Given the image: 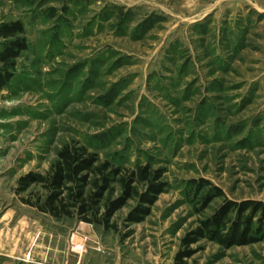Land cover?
<instances>
[{"label":"rangeland","instance_id":"1","mask_svg":"<svg viewBox=\"0 0 264 264\" xmlns=\"http://www.w3.org/2000/svg\"><path fill=\"white\" fill-rule=\"evenodd\" d=\"M12 21L27 48L0 91V189L17 195L21 175L45 174L71 143L121 170L101 203L139 167L161 169L164 187L147 215L129 219L133 196L108 228L19 206L37 185L3 199L33 235L0 224V252H24L0 264H264V237L192 235L227 201L264 203V0H0V24Z\"/></svg>","mask_w":264,"mask_h":264},{"label":"trees","instance_id":"2","mask_svg":"<svg viewBox=\"0 0 264 264\" xmlns=\"http://www.w3.org/2000/svg\"><path fill=\"white\" fill-rule=\"evenodd\" d=\"M23 25L20 21L0 24V91L5 88L12 76L15 60L27 48L23 35ZM98 156L91 153L85 146L77 143L65 144L56 154V159L45 174L30 171L21 175L16 182L15 193L20 195L33 185L43 191L41 195L29 192L20 201L37 211L47 214L55 219H73L110 227V219L128 199L136 196L139 200L137 209L130 213V220H139L147 215L157 195L163 190L164 184L157 182L162 176V170H151L149 166L137 168L135 171L121 177L122 194L113 200L101 203L104 194L109 188L111 177L121 175L120 169H112L107 162L98 163ZM93 181H91L92 177ZM139 182L146 189L139 193L133 184ZM91 185L90 193H85V188ZM217 196L221 191L216 189ZM246 211L253 214L242 217ZM230 212H234L233 219H229ZM136 213L140 214L137 215ZM254 214H259L258 221L254 223ZM230 226L227 228V220ZM254 227V229H253ZM228 230L226 235L222 230ZM197 237H208L224 246H241L252 244L258 238L264 237V203L260 201L245 200L242 202L227 201L208 220L192 233ZM195 238L185 237L183 243L189 244ZM187 256V252H181ZM180 256H177L179 258Z\"/></svg>","mask_w":264,"mask_h":264},{"label":"crops","instance_id":"3","mask_svg":"<svg viewBox=\"0 0 264 264\" xmlns=\"http://www.w3.org/2000/svg\"><path fill=\"white\" fill-rule=\"evenodd\" d=\"M1 186V184H0ZM2 187V186H1ZM0 187V188H1ZM3 199H5L6 201L11 199H16L17 201V195H15L14 193H11L10 190L8 189H5L3 190L0 189V203L3 201ZM19 201V200H18ZM17 201V202H18ZM19 206L21 207H26L25 204L23 203H19ZM15 222L16 226H20L23 230V233H24V237L27 239V243L29 242V239L32 238V229H30L29 227L32 228V220L31 219H28L27 216H25L24 214L20 215L17 213V210L15 208H8V204H7V209L5 211H1L0 212V224L1 225H9L10 223ZM28 245V244H27ZM10 246V245H9ZM8 246H6V244L4 245V243L1 245V249L3 251H6ZM22 245H15L13 247H9L10 249V253L7 254V253H4V252H0V256H5V257H9L11 259H14V260H18V261H23V256H24V252L22 250ZM28 249L29 245L26 246ZM27 257L31 258L33 257V254H31V251H29L27 253Z\"/></svg>","mask_w":264,"mask_h":264}]
</instances>
